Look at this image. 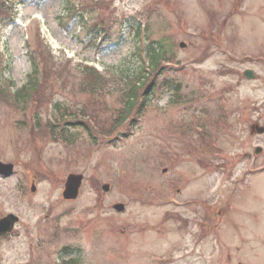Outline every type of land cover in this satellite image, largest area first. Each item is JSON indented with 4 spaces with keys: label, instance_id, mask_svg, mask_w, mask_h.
Listing matches in <instances>:
<instances>
[{
    "label": "rangeland",
    "instance_id": "obj_1",
    "mask_svg": "<svg viewBox=\"0 0 264 264\" xmlns=\"http://www.w3.org/2000/svg\"><path fill=\"white\" fill-rule=\"evenodd\" d=\"M17 1L16 22L0 26V80L12 89L26 82V42L34 44L37 30L54 52L114 73L119 67L136 66L132 26L147 20L149 29L144 33L170 45L174 59L183 66L182 77L178 76L184 81L182 92L201 98L171 105L164 90L127 140L100 147L77 131L71 145L36 139L38 151L31 143L30 127H25L33 124L28 110L0 104V160L15 166L12 176L0 177V217L11 212L20 218L12 233L0 239V264H27L35 248L43 264H53L51 255L65 245L79 248V264H264V134L250 131V125L264 126V0H244L236 10L237 0H92L109 6L115 20L101 51L85 46L89 42L85 32L84 47L77 42L76 35H83L77 17L67 25L61 21L66 32L60 24L67 6L89 0ZM99 5L84 11V21L104 12ZM211 12L216 14L214 21ZM225 16L228 22L218 30ZM121 22L123 35L118 29ZM182 41L185 48L178 46ZM201 54L205 55L201 62L190 64ZM246 69L254 72L252 78L243 76ZM52 80L60 82L54 74ZM59 96L70 105L80 106L85 99ZM106 101L111 108L118 106L115 95ZM203 108L227 124L217 122V129L210 125L216 148L192 155L183 148L179 161L169 162L178 146L192 138L182 140L168 129L180 118L196 137L194 125L209 123L202 116L205 112L199 111ZM39 114L43 120L49 113ZM211 128L206 132L212 133ZM166 143L172 145L166 148ZM257 147L261 152L256 153ZM161 161L164 166L158 165ZM69 173L83 176L74 201L62 197ZM183 174L194 180L174 194L179 199L199 198L214 208L211 212L203 203L161 204L170 189L166 180ZM103 184L109 185L107 192ZM115 203H123L124 210L115 212ZM191 250L194 257L187 256Z\"/></svg>",
    "mask_w": 264,
    "mask_h": 264
},
{
    "label": "trees",
    "instance_id": "obj_2",
    "mask_svg": "<svg viewBox=\"0 0 264 264\" xmlns=\"http://www.w3.org/2000/svg\"><path fill=\"white\" fill-rule=\"evenodd\" d=\"M91 2L92 0L90 2L82 1L77 7L84 11L88 5H91ZM99 6H104V4L101 3ZM83 17H81L82 31H84ZM107 19L103 15H97L94 21L90 18L92 27L87 28V32L93 30L94 37L97 36L96 32H98L101 38H106L108 32L103 28H109V24L106 22ZM136 37L139 38L138 29ZM148 48L150 51H148L150 67L145 68L142 64H138L130 70L124 66L119 67L118 73L108 78L82 64L73 67L69 60L65 59L64 61L62 57L53 55L48 47L38 44L35 47H30L28 52L30 72L28 73L26 85L15 92L0 86V96L5 98L8 96L9 99H7L11 105L22 112H25L29 107L39 109L48 103L56 88H64L65 84L61 81L52 80V75L54 74L58 79L64 78V80L69 81L71 92L74 93L75 97L78 98V94L86 96V101L82 102L81 109L76 111H79L82 115L90 113L89 116L93 121V125L77 117L74 108L70 104L55 100L52 104L54 109L53 122L36 118L32 134L42 137L49 135L56 140L57 134L63 130L64 139L68 141L70 138H76L77 133L74 132L79 131L80 133H87L90 142L95 144L103 138H108L127 117L134 114V110L142 109L143 104L139 103V99L144 100V97L146 99L147 94L150 93V87L164 71L165 66L161 62L166 60L165 58L169 54L173 55L171 48H168L166 43L162 41L160 43L152 42L148 45ZM135 55L140 58L139 50L135 52ZM75 77H77L76 82L74 81ZM172 80H167L168 83L170 82L169 88L178 93L179 85ZM99 94L103 95L100 96ZM113 94L117 96L118 106L111 108V112H109V107V115H104L101 118L97 109L93 106L98 102H102L99 97ZM105 108H108L107 105H105ZM62 251H66V254L75 252L67 247H64ZM76 261H78L77 258L70 259L66 263L74 264Z\"/></svg>",
    "mask_w": 264,
    "mask_h": 264
},
{
    "label": "water",
    "instance_id": "obj_3",
    "mask_svg": "<svg viewBox=\"0 0 264 264\" xmlns=\"http://www.w3.org/2000/svg\"><path fill=\"white\" fill-rule=\"evenodd\" d=\"M0 172L4 174L10 173V165H2L0 164ZM81 176L69 175L67 178V183L65 185V191L63 193L65 198L74 197L77 193V188L80 183ZM118 207V206H116ZM12 223L11 218H6L0 221V233L8 231L10 229V225Z\"/></svg>",
    "mask_w": 264,
    "mask_h": 264
}]
</instances>
